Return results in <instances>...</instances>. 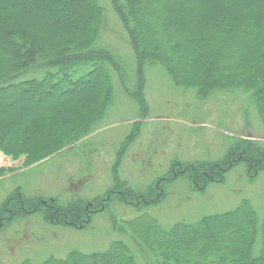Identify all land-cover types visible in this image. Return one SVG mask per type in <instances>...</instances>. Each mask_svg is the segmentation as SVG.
<instances>
[{
    "label": "trees",
    "instance_id": "1",
    "mask_svg": "<svg viewBox=\"0 0 264 264\" xmlns=\"http://www.w3.org/2000/svg\"><path fill=\"white\" fill-rule=\"evenodd\" d=\"M109 1L135 58L132 98L143 102L145 67L159 62L175 86L193 89L198 96L219 91L250 95L264 127V0ZM79 11L87 17L80 19ZM104 18L100 0H0V123L6 124L3 135L14 129L9 144L40 139L44 119L68 111L74 103L103 95L99 112L113 105L111 70L122 74L123 68L102 43ZM96 118L50 146L47 140H38L27 165L58 151L57 143L63 147L91 133L101 119ZM139 129L134 127L117 159ZM241 163L253 172L264 167V147L240 139L217 162L173 160L172 170L143 191L124 186L115 168L114 189L90 202L25 200L14 192L0 206V229L27 214H42L54 225L82 229L121 195L119 199L138 213L114 228L126 237L111 240L100 251L73 249L64 256L51 254L36 262L24 258L18 264H264V216L260 218L248 199L231 210L170 226L148 211L165 199L169 184L185 179L192 192L203 193Z\"/></svg>",
    "mask_w": 264,
    "mask_h": 264
},
{
    "label": "rangeland",
    "instance_id": "2",
    "mask_svg": "<svg viewBox=\"0 0 264 264\" xmlns=\"http://www.w3.org/2000/svg\"><path fill=\"white\" fill-rule=\"evenodd\" d=\"M100 1L105 8L102 43L123 68L122 74L111 70L115 84L113 105L99 112L101 107L97 105L102 103L103 95L74 103L73 111L52 113L44 119L40 139H21L16 145L8 143L14 129L3 135L6 124L0 123V206L14 192L19 194L17 198L22 196L25 200L44 197L67 204L80 198L90 202L114 189L116 174L127 188L143 191L172 170L173 160L217 162L240 139L264 147V127L248 94L219 91L198 96L193 89L175 86L160 63L151 62L144 70L143 102L136 96L132 98L137 78L134 54L110 1ZM84 13H77L82 20L87 17ZM20 110H16L18 115ZM96 116L101 119L92 126L91 133L63 147L57 143L58 151L27 165L26 159L38 140H47L50 146L59 136L95 121ZM136 125L140 127L137 136L117 159ZM21 133L20 129L16 136ZM190 187L185 179L169 184L165 199L148 211L170 226L180 220L195 221L204 214L231 210L242 199H248L260 218L264 216V167L253 172L241 163L226 173L222 181L209 184L203 193L192 192ZM119 198L112 199L106 207L99 202L105 211L93 215L91 224L82 229L54 225L42 214H27L13 220L0 229V262L18 264L24 258L36 262L51 254L64 256L73 249L103 250L111 240L126 237L114 228L121 227L123 219L138 215ZM133 247L142 257L143 253Z\"/></svg>",
    "mask_w": 264,
    "mask_h": 264
}]
</instances>
